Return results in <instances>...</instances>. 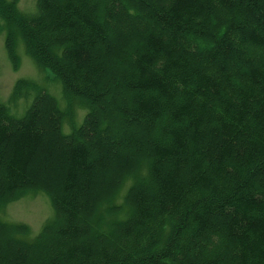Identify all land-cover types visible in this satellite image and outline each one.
Returning a JSON list of instances; mask_svg holds the SVG:
<instances>
[{"label":"trees","instance_id":"16d2710c","mask_svg":"<svg viewBox=\"0 0 264 264\" xmlns=\"http://www.w3.org/2000/svg\"><path fill=\"white\" fill-rule=\"evenodd\" d=\"M1 29L66 105L0 101V212L53 207L0 217V264H264V0H0Z\"/></svg>","mask_w":264,"mask_h":264},{"label":"rangeland","instance_id":"374dc122","mask_svg":"<svg viewBox=\"0 0 264 264\" xmlns=\"http://www.w3.org/2000/svg\"><path fill=\"white\" fill-rule=\"evenodd\" d=\"M36 0H18V6L27 12L35 9ZM15 59H13L5 46V31L0 30V101L9 105L10 111L15 115H21L30 103L33 91L21 93L12 99V91L15 82L20 77L34 79L54 94L60 107H65L66 100L63 98L62 87L50 69L40 70L33 59L26 53L22 41L16 44ZM84 107H77L73 111L72 117L75 124L80 123L84 112ZM71 122L67 115L62 122V130L69 131ZM47 176L41 179L46 181ZM53 213L50 198L41 190H32L10 200L5 204L0 217L9 221H19L28 224L32 233H36L44 220Z\"/></svg>","mask_w":264,"mask_h":264}]
</instances>
